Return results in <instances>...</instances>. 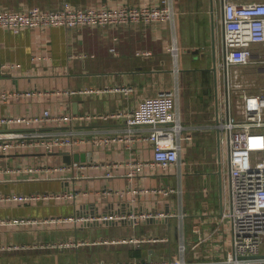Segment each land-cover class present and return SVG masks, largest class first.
<instances>
[{
  "label": "crops",
  "instance_id": "obj_1",
  "mask_svg": "<svg viewBox=\"0 0 264 264\" xmlns=\"http://www.w3.org/2000/svg\"><path fill=\"white\" fill-rule=\"evenodd\" d=\"M89 7L101 2L114 6L126 3H156L161 0H0V8L23 9L39 5L58 9L63 2ZM178 11L179 45L185 52L180 61L183 81L201 83L197 95L185 91L182 95L184 124L193 138L185 140L182 155L186 160L181 180L174 167L169 174L146 168L134 185L159 186L165 183L183 186L178 193H140L137 203L141 209L186 211L169 219H152L133 227L130 223H81L59 227L45 225L1 226L0 243L34 244L45 240H99L140 234H170L167 243H144L142 246L124 243L84 244L65 248H28L0 250V264H54L92 260H122L131 257H163L174 255L178 246V226L184 222L187 234V257L197 260H218L226 257L231 247V221L223 216L230 206L229 174L218 131L208 126L194 131L195 125L214 122L217 107L215 54L222 40L221 0H175ZM172 41L170 24L135 23L118 26L84 25L22 28L14 31L0 27V62L18 63V67L0 69V89H42L43 95L13 96L0 99V115H34L45 109L53 112L71 110L115 111L132 109L145 97L172 87L175 81L173 57L168 51ZM115 48V50H113ZM48 55L44 58V55ZM182 74V70H181ZM200 81V82H199ZM130 85L128 94L120 91H97L68 94L67 89L113 87ZM79 134H110L124 129L122 119L76 121L70 124ZM70 125L49 123L44 129L66 132ZM152 143L145 139L124 141L111 146L81 142L55 152L40 148H24L17 152L0 151V166L21 167L17 173H0V192L75 190V199L51 202H1L0 218L43 217L49 215H98L110 211L129 210L126 199L130 194L107 195L106 187L128 189L127 160L153 156ZM80 155L78 160L75 155ZM82 155L85 156L82 159ZM204 155L206 161H200ZM78 163L71 169L29 171L31 167H55ZM118 163L113 166L111 164ZM112 173L108 175L107 173ZM198 224L201 232H194ZM113 231L112 237H95L97 231ZM118 233H121L119 236ZM95 234V235H94ZM106 235L105 232L104 234ZM264 252V251H263Z\"/></svg>",
  "mask_w": 264,
  "mask_h": 264
},
{
  "label": "built area",
  "instance_id": "obj_2",
  "mask_svg": "<svg viewBox=\"0 0 264 264\" xmlns=\"http://www.w3.org/2000/svg\"><path fill=\"white\" fill-rule=\"evenodd\" d=\"M222 7V42L215 59L217 107L214 122L193 126L194 131H204L213 126L218 131L221 148L228 147L226 159L229 184L230 206L223 216L231 221V247L226 257L218 260H197L187 257V234L184 222L178 226V246L174 255L163 257H131L122 260H92L76 264H264V87L250 91L243 85L235 84L234 71L241 67L255 68L264 75V0H221ZM169 23L172 41L168 45L173 57L175 81L172 87L163 89L155 96L145 97L132 109L115 111H84L74 113L71 110L53 112L45 109L34 115H0V151L17 152L24 148H40L46 152L74 147L81 142L111 146L119 141L131 144L145 139L152 143L154 152L149 158L127 160L129 166L127 177L132 185L126 189L106 187L107 195L130 194L126 199L129 210L110 211L98 215L74 213L70 215H49L43 217H4L1 226L45 225L59 227L62 225H79L81 223H130L138 227L152 219H169L178 215L186 217V211L180 212L141 209L136 205L140 193H178L182 197L183 186L165 183L159 186L134 185L135 179L146 168L152 172L169 174L175 167L181 180L186 163L182 155L185 140L193 138V132L186 131L182 104L180 45L178 41V11L175 0H161L156 3L130 4L114 6L108 2L98 5L80 7L65 1L58 9L39 5L23 9L0 8V27L19 31L22 28H39L52 26L77 27L84 25L118 26L135 23ZM115 50V48H113ZM48 55H44L47 58ZM18 63L0 62V69L18 67ZM120 91L128 94L133 90L130 85H114L105 89L83 88L67 89L68 94L97 91ZM49 92L42 89H0V99L8 100L13 96L43 95ZM122 119L124 129L110 134H93L91 136L77 133L70 125L83 121ZM49 123L59 126L70 125L66 132L44 129ZM118 163L111 164L113 166ZM78 163L55 167L38 165L29 171L71 169ZM21 167L0 166V173H17ZM108 175L112 173L108 172ZM79 195L75 190L36 191L22 193L17 191L0 192L1 202H51L75 199ZM194 232H201L198 224ZM170 234H140L118 238H101L99 240H45L34 244L0 243V250H23L28 248H65L79 247L84 244L124 243L142 246L144 243H167ZM69 264V263H54Z\"/></svg>",
  "mask_w": 264,
  "mask_h": 264
},
{
  "label": "rangeland",
  "instance_id": "obj_3",
  "mask_svg": "<svg viewBox=\"0 0 264 264\" xmlns=\"http://www.w3.org/2000/svg\"><path fill=\"white\" fill-rule=\"evenodd\" d=\"M222 33V31H221ZM177 35L179 37V29L177 30ZM220 40H222V34H220ZM185 52L183 51V49H181L180 47V61H182L183 59V54ZM234 74H235V84L238 86V85H243L244 87H246L247 89H249L250 91H257V90H260L262 87H264V75H261L260 73H258V71H256L255 68H252V67H241V68H237L235 69L234 71ZM200 82V81H199ZM181 85H182V95L185 91H190V94H193V95H197L198 93H201V90L203 88V84L201 83H189L187 85L186 82L183 81V68H182V74H181ZM222 151H224V155H225V158L228 159V147L227 146H224V150L223 148H221ZM204 155L202 156V158L200 157V161H206L207 159H204ZM105 234L106 235H101V234ZM95 234H97V236L95 237H112V236H115L116 233L113 231V233H111V230L109 231H103V230H100V231H97L95 232ZM94 234V235H95ZM121 233H118L119 236ZM59 240V239H57ZM262 250L264 251V246L262 247Z\"/></svg>",
  "mask_w": 264,
  "mask_h": 264
},
{
  "label": "water",
  "instance_id": "obj_4",
  "mask_svg": "<svg viewBox=\"0 0 264 264\" xmlns=\"http://www.w3.org/2000/svg\"><path fill=\"white\" fill-rule=\"evenodd\" d=\"M213 69L215 70V67H213ZM79 158H80V155L76 154V155H75V159L78 160ZM84 158H85V156L82 155V159H84ZM258 256H264V253H261V254H259Z\"/></svg>",
  "mask_w": 264,
  "mask_h": 264
},
{
  "label": "flooded vegetation",
  "instance_id": "obj_5",
  "mask_svg": "<svg viewBox=\"0 0 264 264\" xmlns=\"http://www.w3.org/2000/svg\"><path fill=\"white\" fill-rule=\"evenodd\" d=\"M217 58V53L215 54V59Z\"/></svg>",
  "mask_w": 264,
  "mask_h": 264
}]
</instances>
